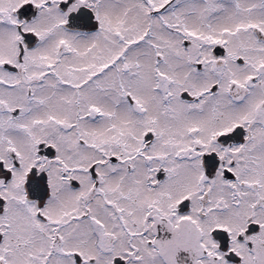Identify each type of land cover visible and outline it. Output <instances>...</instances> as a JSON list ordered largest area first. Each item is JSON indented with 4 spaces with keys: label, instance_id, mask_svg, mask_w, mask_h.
Listing matches in <instances>:
<instances>
[{
    "label": "snow or ice",
    "instance_id": "obj_1",
    "mask_svg": "<svg viewBox=\"0 0 264 264\" xmlns=\"http://www.w3.org/2000/svg\"><path fill=\"white\" fill-rule=\"evenodd\" d=\"M0 264H264V0H0Z\"/></svg>",
    "mask_w": 264,
    "mask_h": 264
}]
</instances>
